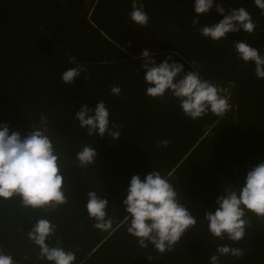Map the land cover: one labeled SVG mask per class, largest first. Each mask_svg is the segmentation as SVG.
Listing matches in <instances>:
<instances>
[{"label":"trees","instance_id":"1","mask_svg":"<svg viewBox=\"0 0 264 264\" xmlns=\"http://www.w3.org/2000/svg\"><path fill=\"white\" fill-rule=\"evenodd\" d=\"M132 0H0V125L24 138L48 120V135L62 153V189L68 202L55 211L26 209L20 198L0 200V247L14 264H52L37 259L38 246L27 238L38 218L57 225L46 243L57 240L76 254L74 264H210L217 245L244 250L240 259L222 256L220 264H264V219L247 214L250 226L244 239L232 242L214 238L204 220L205 210L215 211L216 199L231 186L243 187L247 172L264 162V79L255 75L253 62L236 57L233 45L247 42L264 54V14L254 0H214V7L199 24L195 0H139L149 16L146 27L131 22ZM244 7L257 24L253 34L243 30L213 42L200 35V26L219 23L224 17L215 8ZM121 49H126L122 51ZM147 49L157 65L169 55L184 65L185 73L198 71L213 83L241 85L231 117L211 112L192 120L176 99L167 102L146 95L143 61ZM177 52L179 54L177 55ZM84 64L71 85L61 74L74 64ZM85 76L90 79L84 81ZM113 85L122 89L111 94ZM103 100L112 124L122 125L121 139L105 134L88 136L75 113L81 103L90 108ZM169 145L156 147V141ZM82 145L94 147L96 162L78 166L76 153ZM158 171L175 188L178 198L196 217L170 253L160 255L138 247L126 230L127 213L122 201L133 175L141 180ZM96 191L109 201L106 209L112 228L93 227L85 209L86 193ZM148 254L159 259L149 261ZM27 255L29 260L24 261Z\"/></svg>","mask_w":264,"mask_h":264},{"label":"clouds","instance_id":"2","mask_svg":"<svg viewBox=\"0 0 264 264\" xmlns=\"http://www.w3.org/2000/svg\"><path fill=\"white\" fill-rule=\"evenodd\" d=\"M257 8L264 14V0H254ZM214 7V0H195L192 19L193 27L199 24V17L206 16ZM216 11L224 18L216 24L200 26L199 33L213 42L226 39L229 34L243 30L253 34L257 24L250 13L244 8H229L215 4ZM131 22L139 27H146L149 16L144 10V4L132 0L131 11L128 13ZM236 57L244 63L253 62L258 79H264V54L252 47L247 39L237 41L233 45ZM126 51V49H121ZM179 52H177V55ZM153 54L145 49L139 57L143 61L144 80L147 85L146 95L167 102L166 93L177 100L185 116L196 120L211 112L217 117H223L230 110L229 98L220 95L218 86L210 80L202 79L198 71L185 73L184 65L173 61L169 55L157 65ZM69 63L74 64L61 74L60 79L65 85H71L82 72H88L84 64L76 62L75 57H69ZM90 79L85 76L84 81ZM110 92L120 96L122 89L113 85ZM235 106V104H234ZM234 108V107H233ZM110 113L106 103L101 100L90 108L87 103H81L75 113V119L81 128L87 130L88 136L105 134L113 141L121 139L122 125L112 124L110 128ZM48 133V120L45 114L40 115V123L29 130L24 138L19 132H9L7 124L0 125V200L8 201L19 197L21 205L26 209H42L45 213L55 211L67 204L68 198L64 188V177L61 174L63 165L62 153H58L53 140ZM170 141H156V147L166 148ZM97 152L94 147L82 145L76 153L80 168H85L96 162ZM85 209L90 219H94L93 227L101 232L112 228L113 219L106 209L109 201L101 198L96 191L86 193ZM127 213L126 230L137 240L138 247L148 249L163 255L172 252L174 246L186 232L197 224V219L189 209L182 204L174 186L158 171H151L141 180L139 175H133L122 201ZM215 211L205 210L204 220L214 238L232 242L244 239L246 227L250 221L246 218L251 213L264 219V162L259 163L247 172L243 187L238 190L231 186L224 189V194L216 199ZM57 225L46 218H38L33 228L27 232V238L38 246L37 259L52 262V264H74L76 254L65 250L59 239L55 246L46 241L54 236ZM222 256L240 259L244 250L228 245H217L216 254L209 255L210 264H220ZM149 261L159 259V256L148 254ZM24 261L29 260L27 255ZM0 264H14L12 255L0 247Z\"/></svg>","mask_w":264,"mask_h":264},{"label":"built area","instance_id":"3","mask_svg":"<svg viewBox=\"0 0 264 264\" xmlns=\"http://www.w3.org/2000/svg\"><path fill=\"white\" fill-rule=\"evenodd\" d=\"M216 85L218 86V88L221 90L220 91V95L222 96H226L229 98V103L231 101V98L235 92V85L231 82L229 83H216Z\"/></svg>","mask_w":264,"mask_h":264},{"label":"water","instance_id":"4","mask_svg":"<svg viewBox=\"0 0 264 264\" xmlns=\"http://www.w3.org/2000/svg\"><path fill=\"white\" fill-rule=\"evenodd\" d=\"M240 88H241V85H238L237 87H236V89H235V92H234V94H233V96H232V98H231V101H230V110L227 112V116L230 118L231 117V111H232V109H233V107H234V104H235V98H236V96L238 95V93H239V91H240Z\"/></svg>","mask_w":264,"mask_h":264},{"label":"flooded vegetation","instance_id":"5","mask_svg":"<svg viewBox=\"0 0 264 264\" xmlns=\"http://www.w3.org/2000/svg\"><path fill=\"white\" fill-rule=\"evenodd\" d=\"M237 86H235V89H236Z\"/></svg>","mask_w":264,"mask_h":264}]
</instances>
